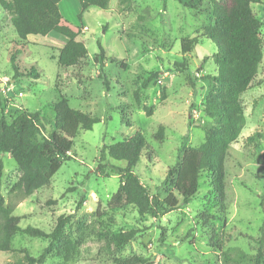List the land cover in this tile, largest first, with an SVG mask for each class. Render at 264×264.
<instances>
[{
  "label": "rangeland",
  "instance_id": "obj_1",
  "mask_svg": "<svg viewBox=\"0 0 264 264\" xmlns=\"http://www.w3.org/2000/svg\"><path fill=\"white\" fill-rule=\"evenodd\" d=\"M182 1H193L198 9L180 0H111L106 10L93 7L79 19L80 1L63 0L59 6L63 21L79 31L77 40L89 53L70 68L58 62L66 38L52 33L21 41L12 28V15L0 6V120L10 123L23 111H39L51 120L61 97L73 109L101 119L91 131H80L72 159L48 186L30 196L17 187L22 173L15 160L0 154L2 194L22 229L50 233L59 217H71L65 235L80 241L78 253L71 262L51 257L46 264H116V259L135 256L147 264H253L264 226V59L252 88L241 96L246 126L226 157L224 212L208 203V178L203 176L189 204L179 197L178 209L160 219L140 216L133 206L112 202L120 176L99 172L103 146L141 133L147 149L134 171L150 195L163 200L170 190L164 185L168 170L176 166L182 149L200 147L205 141V129L212 125L202 107L210 89L205 77L216 75L217 47L200 36L209 0ZM252 10L263 23L264 37V0ZM194 37H199V44L183 54L181 41ZM100 47L104 61L98 56ZM16 49L23 67H36L40 79L14 78L10 55ZM101 62L108 86L99 76ZM176 64L187 70L175 72ZM156 72L159 77L144 88ZM146 108L152 109L151 115ZM160 127L164 138L157 140ZM52 129V124L47 126ZM109 163L126 167L122 161ZM132 230L138 232L135 239L117 248L113 235ZM47 246L46 239L17 234L14 252H0V264H26L24 251L38 257Z\"/></svg>",
  "mask_w": 264,
  "mask_h": 264
},
{
  "label": "trees",
  "instance_id": "obj_2",
  "mask_svg": "<svg viewBox=\"0 0 264 264\" xmlns=\"http://www.w3.org/2000/svg\"><path fill=\"white\" fill-rule=\"evenodd\" d=\"M63 0H0V6L12 15V28L19 40L27 41L31 36L46 37L52 33L67 39L60 50L59 65L70 68L77 66L88 57L84 42L78 41L79 31L63 21L60 3ZM81 14L90 8L106 10L111 0H79ZM191 9H198L195 2L184 3ZM259 0H209L207 4V22L201 29V38H207L217 47L213 60L216 75H207L210 89L202 107L203 113L212 125L205 129V141L200 147H184L178 163L168 170L164 181L170 190L161 200L152 197L147 188L135 174V167L147 149L145 137L136 133L121 142L103 146L99 158V172L107 170L119 175L121 183L112 202L133 206L140 216L149 215L160 219L174 212L180 205L189 204L198 194L201 178H208V203L225 210L226 168L228 150L236 143L246 126V116L241 96L248 92L259 74L264 59L263 23L252 10ZM199 44V37L183 39V54L193 52ZM25 50L24 45H22ZM19 50L10 55V63L16 80L31 77L40 79L39 70L32 66L23 67L19 60ZM101 61L106 59L105 51L100 47L98 55ZM97 58V57H96ZM99 76L106 86L109 85L101 62ZM187 70L183 64L174 66L175 72ZM160 72L153 73L144 83L147 88L159 77ZM195 86V84H194ZM137 96V95H136ZM164 97V91H163ZM0 101L2 97L0 94ZM152 114L151 108H146ZM53 119L47 120L41 112L23 111L12 122L0 120V154L11 156L18 165L22 176L17 185L27 196L48 186L62 165L72 159L74 139L80 131H91L101 119L89 113L73 109L69 100L61 97L53 106ZM123 121H127L123 115ZM53 125L51 131L47 126ZM164 128L160 127L155 135L157 140L164 137ZM261 138L260 135H257ZM251 137L250 140H253ZM126 162V167H117L109 160ZM83 200L78 204L82 208ZM264 209V198L262 199ZM71 217L58 218L52 232L46 233L38 228L20 227V219L13 215V210L6 205L2 194L0 172V252L12 253V240L17 234L48 241V246L38 256L25 252L26 264H46L51 257H61L71 262L79 251L80 241L65 235V228ZM136 230L113 235L112 241L117 248H123L132 242ZM258 239L257 253L251 259L253 264H264V226ZM116 264H147V260L135 256L130 259H116Z\"/></svg>",
  "mask_w": 264,
  "mask_h": 264
}]
</instances>
